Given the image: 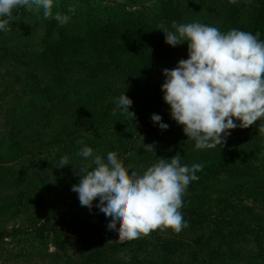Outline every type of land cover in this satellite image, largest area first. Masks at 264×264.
Here are the masks:
<instances>
[{
	"label": "trees",
	"instance_id": "trees-1",
	"mask_svg": "<svg viewBox=\"0 0 264 264\" xmlns=\"http://www.w3.org/2000/svg\"><path fill=\"white\" fill-rule=\"evenodd\" d=\"M215 1V17L198 22L225 33H259L264 41V0ZM56 3L53 13L68 15L65 0ZM39 17L44 35L36 49L0 44V69L7 68L14 79L0 85V223L9 221L5 214L12 213L10 220L35 214L58 195L69 194L70 204L92 211L81 231L83 264H111L123 253L131 254L129 264H264V135L258 132L264 118L230 130L226 143L213 149H196L171 119L161 91L162 70L187 59L188 46L166 44L159 26L174 30L173 21L194 22H185L177 2L162 0L148 24L141 12L125 10L101 22L89 21L80 32L71 31L68 22L45 19L42 8ZM125 93L133 101L132 121L112 114L115 98ZM153 114L161 115L168 130L154 125ZM85 145L105 159L107 153H117L129 172L140 174L157 159L177 153L182 165L203 164L199 178L182 195L180 211L187 226L179 232L169 229L152 251L143 236L114 242L105 215L73 197V185L91 163L77 154ZM144 145H153L154 151ZM64 156L69 166L60 164ZM52 220L36 221L33 237L44 241L49 234L63 250L69 225L59 227ZM186 234L193 236L189 243L182 239ZM7 237L0 229V245Z\"/></svg>",
	"mask_w": 264,
	"mask_h": 264
},
{
	"label": "clouds",
	"instance_id": "clouds-1",
	"mask_svg": "<svg viewBox=\"0 0 264 264\" xmlns=\"http://www.w3.org/2000/svg\"><path fill=\"white\" fill-rule=\"evenodd\" d=\"M53 6L54 0H0V32L8 31L14 10L21 7H35L37 12L42 8L45 19L66 24L70 17L54 14ZM159 28L161 39L169 46H188L187 59H181L173 69L162 70L161 91L171 119L183 127L188 140L195 141L196 149L223 146L230 130L248 128L264 118V41L258 38L259 33L238 29L225 33L200 22L173 21L174 30L163 24ZM114 102L112 114L132 121L135 113L129 109L133 101L126 93ZM151 120L162 131L168 130L161 115L153 114ZM258 132L264 135V122L258 125ZM144 148L154 151L153 145ZM77 154L91 158V163L82 169L84 174L79 175L72 191L78 194L81 206L90 209L99 198L95 206L107 218V230L115 229L114 242L135 240L157 229L179 232L187 226L180 211L182 195L189 183L199 178L196 173L203 164L182 165L177 153L170 159H157L140 174L129 172L115 152L107 153L105 159L85 145ZM68 161L64 156L60 164L69 166Z\"/></svg>",
	"mask_w": 264,
	"mask_h": 264
},
{
	"label": "rangeland",
	"instance_id": "rangeland-1",
	"mask_svg": "<svg viewBox=\"0 0 264 264\" xmlns=\"http://www.w3.org/2000/svg\"><path fill=\"white\" fill-rule=\"evenodd\" d=\"M54 0V5H60ZM162 0H65L68 10V27L73 32L84 30L87 22H101L107 17L114 16L122 11H139L145 23H150L153 16L158 12L160 2ZM183 12L185 22H198L202 19H212L217 12V3L215 0H175ZM244 4L245 0H237ZM73 9L70 11L69 9ZM15 18L9 22L8 31L0 32V44L9 45L18 50L29 52L36 49L44 35L43 24L39 17V12L33 7L29 10L21 7L14 10ZM12 78V72L8 69H0V85H4L6 81ZM12 81V82H13ZM4 92V88L0 87V94ZM2 125L0 121V126ZM138 142V141H137ZM134 150H138L139 146H135ZM133 150V151H134ZM66 195V196H65ZM58 195L55 199L50 200L47 207L41 211L31 212L26 216H20L14 220H10L13 216L5 214L6 221L0 223V229H5V233L9 237L1 240L0 245V264H83L82 239L81 231L84 229V223H88V216L92 211L82 209L78 205H72L69 201V194ZM73 197L78 198V194ZM98 202H99V198ZM97 202V203H98ZM43 203V202H42ZM93 203V209L97 208ZM92 210V209H90ZM94 211V210H93ZM32 216V218H31ZM47 217H52V221L57 220L58 226L63 227L69 225L67 236L63 241L64 249L59 250L55 244V240L51 235H47L44 241L36 240L33 237L32 228L36 221H44ZM31 219V220H30ZM35 219V220H34ZM63 221H65L63 223ZM18 230L25 231V234L17 233ZM113 232L115 229L112 230ZM170 234L169 229H157L151 231L148 235H142L150 243L148 249L152 251V247L158 243V239L167 237ZM193 236L186 234L182 239L189 243ZM189 257L192 253L185 250ZM152 256V252L150 253ZM150 256V257H151ZM146 258V263L151 258ZM131 254L123 253L114 258L111 264H129Z\"/></svg>",
	"mask_w": 264,
	"mask_h": 264
}]
</instances>
